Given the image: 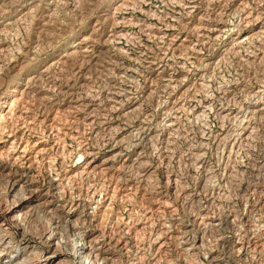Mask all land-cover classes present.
I'll use <instances>...</instances> for the list:
<instances>
[{"label":"bare ground","instance_id":"6f19581e","mask_svg":"<svg viewBox=\"0 0 264 264\" xmlns=\"http://www.w3.org/2000/svg\"><path fill=\"white\" fill-rule=\"evenodd\" d=\"M35 1L0 2L6 19L0 30L26 16ZM160 1L152 7V0H117L90 30L77 27L72 37L91 60L90 42L112 16L114 28L98 34L113 51L103 97L112 114L97 99L77 98L73 111L36 115L33 98L54 101L50 83L35 82L50 62L12 73L18 91L0 107V167L12 196L0 207V264H118L111 247L126 255L125 264H177L172 249L184 264H264V144L256 139L264 127V0H225L234 32L226 17H210L214 0ZM131 6L155 20L134 17ZM124 41L138 43L134 55ZM71 47L65 50L74 52ZM229 52L235 73L223 65ZM141 77L149 82L140 91L150 98L146 107L137 90ZM146 151L159 153L162 163L184 162L188 178L173 168L160 174ZM214 155L219 160L212 166L206 159ZM43 172L50 186L38 181ZM36 210L50 218L39 236L21 224Z\"/></svg>","mask_w":264,"mask_h":264},{"label":"rangeland","instance_id":"374dc122","mask_svg":"<svg viewBox=\"0 0 264 264\" xmlns=\"http://www.w3.org/2000/svg\"><path fill=\"white\" fill-rule=\"evenodd\" d=\"M6 1L7 0H0L1 3H5ZM61 1L63 3H60V0H54L51 5L47 6L48 1L36 0L35 5L27 11L28 14L26 16L18 20L10 29L4 31L0 30V64H5V68L0 71L1 110L7 107L6 105L9 104L12 98V94L10 93L17 86L16 83L11 82L12 80L10 78L12 76V73L14 74L21 68H25V70H28L30 72H32L33 70L39 71L43 65L50 62L48 74L39 75L35 82L41 88H46L48 83H50L49 91L52 94L54 101H52V103H45L39 102L38 100L33 98L32 103H34V105L32 107V110L36 115L45 116L48 114H52L57 108H65L68 111H73L72 106L74 104L71 101H74L77 98L84 99L86 101L97 99L101 103V107L107 109L112 114L113 111L104 101L103 97L105 95V88L108 83V71L106 64L110 59H112L110 57L113 51L111 45L108 42L100 40L98 36V34L102 32L109 34L111 29L114 28L112 16L107 17L101 21L97 33L95 34V36H93L90 42L91 60L80 55L78 49L76 48V46H74V44H76L78 40H76L75 38L74 41V38L72 40V37L74 33H78L77 27L86 29L84 32L90 30L93 22L102 12H104L105 10L112 11L114 3H116L117 0ZM152 1V7H154L155 5V7L161 6L162 4V1L160 0ZM214 2L215 7L210 11V17L214 19L226 17L230 21L229 24L231 26V31L234 32V23L232 22V16L228 15L229 10L231 9V2L225 0H214ZM204 5H206V1ZM143 9L147 10V8L144 6ZM23 12L24 11H20L14 18H17ZM130 12L133 13L134 17L136 18L146 16L153 21L155 20L152 19L154 17L153 15H151V13L144 14L138 11L135 6H131ZM5 22L6 19L3 15L0 17V28H2ZM126 29L139 32L135 24L126 23ZM84 32H82L81 34H83ZM59 44L64 45L62 49H57V47L55 48V46H58ZM137 44L138 43L136 42L124 41V45L133 55L136 52V48L138 47ZM70 46H73L70 49L75 50L72 53L67 52V48H69ZM63 54L67 55L66 62L58 63V58ZM58 55L59 57H56ZM148 55L150 56V54ZM11 58L12 61H10ZM223 65L227 72L235 73L236 57L233 52H229L228 58L224 61ZM29 75H31V73H29ZM26 77L27 74L23 76L21 82L24 81ZM233 82H235V76L233 78ZM148 83V80L142 77L139 78L137 90L140 94L141 89ZM32 85H34L33 81L31 82V86ZM15 90L18 91L17 89ZM140 100L142 106L146 107L149 104L150 98L142 95L140 97ZM4 102L5 104H3ZM69 115L71 116V113H69ZM181 129L183 132L182 137L184 139L190 138V128L184 120H182L181 122ZM160 134L161 132L160 130H158L156 136ZM257 137L258 138L256 139L258 144L263 145L264 127L261 128V131L258 133ZM258 139L262 140L259 141ZM186 145V141L179 140L178 147L182 146L180 149H184ZM261 152L257 151L258 156H260ZM158 154L148 153L146 151L145 159L152 165L154 164L153 166L157 168V171L160 174L166 169L173 168L183 179L188 178L185 172L187 165L184 162L178 163L175 159H169L168 161H164L162 163L160 157L157 156ZM156 156L159 158H156ZM81 160L82 159L80 158H78V160L77 158L75 159V161L78 162ZM218 160V155L210 156L206 159V161H208L212 166L216 164ZM245 161V167H249L250 161ZM159 173H157V177H160ZM7 179L8 176L5 175V171L2 167H0V207L3 206V203L8 198V200H10V198L12 200V196L7 195ZM195 179H193L192 185L196 180L198 181V179ZM38 181L45 184V186H50V177L47 176L46 172H43L38 177ZM242 187H244V184H242ZM4 199L6 200L4 201ZM177 204L178 208H181L179 202ZM83 217L88 223V215L84 214ZM49 222L50 218L47 214L36 210L35 212L29 211L25 215V219H22L21 224L22 228H24L23 230L25 232L28 231L27 234L31 233L32 235L39 236L47 229V225ZM224 230L225 235L230 234L228 230ZM20 231L18 230V232L15 234L18 244L23 243L22 241H19ZM217 234L218 233H212L213 236L211 238H216ZM111 250L114 254L116 262L118 264H125L126 255L114 249L113 247H111ZM171 254L174 256L172 258H174V262L176 261L175 263L181 264L183 261L182 264H184V260L181 257L182 255H179L178 252H176L175 250L173 251V249ZM200 259H202L203 263L206 262V259L204 261L202 255H200ZM162 264H164V262Z\"/></svg>","mask_w":264,"mask_h":264}]
</instances>
